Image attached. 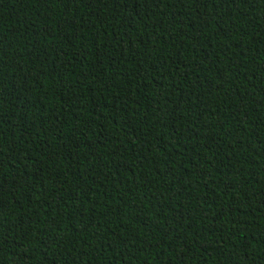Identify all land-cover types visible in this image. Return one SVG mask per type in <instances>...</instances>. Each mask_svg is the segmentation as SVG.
<instances>
[{
    "label": "trees",
    "instance_id": "obj_1",
    "mask_svg": "<svg viewBox=\"0 0 264 264\" xmlns=\"http://www.w3.org/2000/svg\"><path fill=\"white\" fill-rule=\"evenodd\" d=\"M0 264H264V0H0Z\"/></svg>",
    "mask_w": 264,
    "mask_h": 264
}]
</instances>
